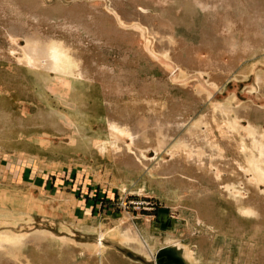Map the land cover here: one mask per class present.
<instances>
[{
  "label": "rangeland",
  "instance_id": "rangeland-1",
  "mask_svg": "<svg viewBox=\"0 0 264 264\" xmlns=\"http://www.w3.org/2000/svg\"><path fill=\"white\" fill-rule=\"evenodd\" d=\"M28 35L77 59V112L21 62ZM64 115L106 154L63 156ZM263 169L264 0H0V235L21 248L0 264H155L173 241L264 264Z\"/></svg>",
  "mask_w": 264,
  "mask_h": 264
},
{
  "label": "bare ground",
  "instance_id": "bare-ground-1",
  "mask_svg": "<svg viewBox=\"0 0 264 264\" xmlns=\"http://www.w3.org/2000/svg\"><path fill=\"white\" fill-rule=\"evenodd\" d=\"M33 6L34 4H31L30 6V3H29V7L33 8ZM11 30L17 33L20 30V28L17 26H13ZM26 39H27L26 41L27 45L22 50L24 58L21 62L27 66L29 73L31 71L34 82L38 84V86L40 87L43 86V87L48 88L51 91V93L54 94V96L58 98L60 102L61 101L63 102L64 100H66L67 102H69V106L76 110L77 106L79 105L77 104V102L80 99V98L77 99V96L81 97V100L82 99L84 100L88 95H90L89 90H86V88L85 90H83L81 89V86L87 87V89H89L91 83L85 78L84 72L80 68V64L78 63L75 56H73V54L70 53L69 50H67L61 42L55 41L54 39H51V38L43 39V38L35 37L32 35L26 36ZM169 43H171V41H169ZM51 72H53V76L51 75ZM43 91H46V90L44 89ZM39 93L41 95L43 94V92H39ZM45 93L46 92H44V94ZM45 99L46 98L44 97L43 100ZM224 109L225 108H223V110ZM64 117L66 116L64 115ZM65 119H66L65 120L66 122L65 121L64 122L69 127V132H68L69 143L65 145L63 156H67L69 153L73 151H77V149L92 152L93 155L97 158L98 157L101 158L103 157V155L106 154L104 150L108 149L106 146L107 141L103 140L99 136V134L88 133L87 129L81 126L73 118L67 119L66 117ZM110 126L112 127L113 131L124 133L123 128L117 123L110 122ZM176 127L178 128L180 127V125L177 124ZM133 137H136V135L133 134ZM162 141L164 143L166 140L165 141L162 140ZM44 153H46L45 144L44 146L41 147V154H44ZM238 210L242 214H247L248 212L250 214L258 215L256 211L255 212L252 210L250 211V209L248 210L246 206H243L242 208H239ZM4 233L0 235V245L4 247V249L1 250L0 253L6 254V255L9 254L13 256L14 258L17 256L18 251L21 249L20 244L18 242L19 241L18 237H16V240H13V239L11 240L9 239V237L5 236L7 233L5 234ZM42 234L43 233L39 232V236H42V237L47 236V235H42ZM125 235L122 234L123 237H125ZM136 235L135 233H132V234L130 233L129 235L131 240H136L135 249L137 251L151 252V246L147 243V241L144 240L141 235H138V234ZM107 237L108 236L104 232L100 231L99 237H98L99 242L97 244L92 245L91 247H93L96 250L97 249L105 250L106 247L103 246L101 242L103 239ZM112 239H115V238L112 237ZM170 244H178L181 246L179 241H173ZM187 250L188 249H186V251ZM155 252L156 250L153 252V259L155 256ZM185 256L188 257V264H192V263L201 264L199 257L196 255V252L192 253V251H188L185 254Z\"/></svg>",
  "mask_w": 264,
  "mask_h": 264
},
{
  "label": "water",
  "instance_id": "water-1",
  "mask_svg": "<svg viewBox=\"0 0 264 264\" xmlns=\"http://www.w3.org/2000/svg\"><path fill=\"white\" fill-rule=\"evenodd\" d=\"M182 251V247L179 245H165L156 251L155 264H186Z\"/></svg>",
  "mask_w": 264,
  "mask_h": 264
},
{
  "label": "crops",
  "instance_id": "crops-1",
  "mask_svg": "<svg viewBox=\"0 0 264 264\" xmlns=\"http://www.w3.org/2000/svg\"><path fill=\"white\" fill-rule=\"evenodd\" d=\"M22 142V141H21ZM135 235H136V233H135ZM135 237V236H134ZM136 237H137V235H136ZM135 237V238H136ZM133 241H136V240H133ZM171 243V242H170ZM170 243H164V244H162V245H160V246H158V247H156V251L159 249V248H161V247H163V246H165V245H170ZM156 253V252H155Z\"/></svg>",
  "mask_w": 264,
  "mask_h": 264
}]
</instances>
